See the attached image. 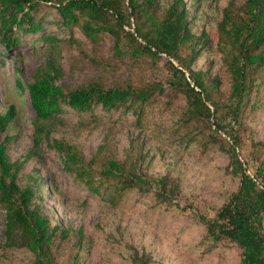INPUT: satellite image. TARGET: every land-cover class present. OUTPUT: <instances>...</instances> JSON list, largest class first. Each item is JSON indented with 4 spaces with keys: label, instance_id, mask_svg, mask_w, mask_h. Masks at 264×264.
Segmentation results:
<instances>
[{
    "label": "rangeland",
    "instance_id": "rangeland-1",
    "mask_svg": "<svg viewBox=\"0 0 264 264\" xmlns=\"http://www.w3.org/2000/svg\"><path fill=\"white\" fill-rule=\"evenodd\" d=\"M200 1L199 6L198 0H184L196 16L193 30H206L213 40L192 63V69L206 72L207 81L217 78L214 98L230 102L231 75L218 46L221 9L230 0H218V5L216 0ZM236 1L242 5L245 0ZM58 4V0H40L36 5L34 15L43 27L40 31L25 32L16 27L19 42L11 47L0 40V112L12 105L16 108L14 120L1 137H11L7 146L10 161L21 162L18 186H30L35 193L32 202L53 216V224L83 230L86 250L81 264H133L135 250L148 252L151 264H240L242 248L228 239L215 242L207 238L202 217H213L240 184L241 177L232 173L230 163L233 134L238 139V157L248 172L264 166V100L254 108L249 106L237 122L224 113L227 125H231L224 133H216V126L204 121L188 124L181 118L185 98L172 88L168 55L161 53L155 59L117 56L107 31H101L93 43L80 24L61 23ZM125 27L136 31L135 23ZM47 34L61 38L55 51L62 69L57 82L66 90L100 78L106 85L155 81L164 88L153 106L146 108L141 124L131 110L108 112L97 105L81 114L64 103V110L57 113L62 124L50 137L77 146L80 158L76 166L69 165L65 154L46 139L35 145L36 113L27 83L49 59L51 48L42 38ZM255 100L253 96L251 103ZM214 118L216 115L211 120ZM101 144L107 148L99 153ZM30 151L32 156L27 158ZM108 156L137 173L169 176L179 188L170 187L175 192L165 197L157 193L155 182V193L148 186L144 191L129 189L110 202L79 174V166H83L101 183L100 170ZM38 178H42L40 185ZM109 188L112 184L105 181L103 192ZM5 223L6 209L0 202V264H30L33 256L25 248L5 246Z\"/></svg>",
    "mask_w": 264,
    "mask_h": 264
},
{
    "label": "trees",
    "instance_id": "trees-1",
    "mask_svg": "<svg viewBox=\"0 0 264 264\" xmlns=\"http://www.w3.org/2000/svg\"><path fill=\"white\" fill-rule=\"evenodd\" d=\"M39 2L0 0V40L5 46L18 44L19 37L14 34L16 27L25 32L43 29L34 15ZM58 3L61 23L80 24L93 43L99 39L101 31H107L113 38V50L117 56L129 54L134 58L155 59L161 53L168 55L171 58L167 64L172 88L175 94L181 92L185 98L181 118L188 124L204 121L211 127L216 126V133H224L227 126H231L227 125L224 113L237 122L249 106L254 108L264 100V0H245L242 5L230 0L221 9L218 46L224 52V62L231 75L230 102L223 103L214 98L218 79L207 81L206 72L192 69V63L203 49L210 47L213 39L206 30H193L196 16L184 0H167L165 4L159 0H58ZM214 3L218 5L219 2ZM198 5H201L200 0ZM26 23L28 25L24 27ZM134 23L135 33L125 27ZM42 38L51 48L49 59L38 69L34 80L27 83L36 113L35 145L46 139L65 154L69 165L76 166L79 161L77 146L65 139L50 137L62 124L57 113L64 110V103L81 114L97 105L108 112L131 110L136 115V122L141 124L146 108L153 106L164 91L163 86L155 81L139 84L117 81L106 85L102 78L66 90L57 82L62 69L55 51L61 38L55 34ZM17 81L23 87L22 81ZM253 96L256 100L251 103ZM15 116L14 105L4 113L0 112V202L6 209L5 246L25 248L33 256L30 264H81L86 250L83 230L65 227L60 222L53 224V216L40 204L32 202L35 193L30 186L21 188L16 183L21 162L10 161L7 146L11 137H1ZM233 138L230 163L232 173L241 177L240 184L213 217H202L205 234L215 242L223 239L236 242L242 248L240 264H264V166L259 165L254 173H249L238 157L237 135L233 134ZM106 148L107 145L101 144L99 153ZM29 156H32L31 151L27 158ZM79 169V174L86 176L87 185L110 202L120 199L129 189L144 191L148 186L155 193V182L157 193L165 197L175 192L170 187L179 188L178 184H172L169 176L155 177L128 170L127 165L115 157L108 156L103 161L100 175L104 179L101 183L89 169L83 166ZM36 180L40 185L42 178ZM105 181L112 184V188L103 192ZM132 260L133 264L152 263L151 255L145 250H135Z\"/></svg>",
    "mask_w": 264,
    "mask_h": 264
}]
</instances>
